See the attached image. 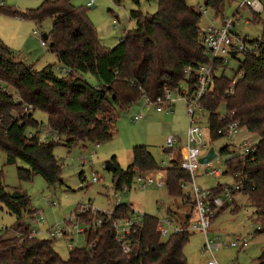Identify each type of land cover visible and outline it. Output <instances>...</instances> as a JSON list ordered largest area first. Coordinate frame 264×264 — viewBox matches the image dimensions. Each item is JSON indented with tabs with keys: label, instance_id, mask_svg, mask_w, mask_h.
Listing matches in <instances>:
<instances>
[{
	"label": "trees",
	"instance_id": "trees-1",
	"mask_svg": "<svg viewBox=\"0 0 264 264\" xmlns=\"http://www.w3.org/2000/svg\"><path fill=\"white\" fill-rule=\"evenodd\" d=\"M224 1L203 0L202 7L223 17ZM156 3L154 13L131 10L129 17L135 22L134 29L124 31L111 48L100 44L86 11L70 0H43L36 8L25 11L0 4V16L39 24L45 18L52 20L47 39L41 38L48 42V51L61 67L58 72L52 64L36 69L0 38V86L5 87L0 89V150L6 154L7 164L19 160L28 165V168L16 167L19 181L29 182L40 175L47 185L62 183V164L53 153L55 145L61 142L70 148L77 143L99 145L111 140L116 133L117 108L128 109L144 97L155 105L165 88L173 93L180 90L181 83L187 86L186 97L196 94L199 66L207 64L209 56L199 35L203 13L186 0H156ZM259 17L258 13L253 14V20ZM246 42L250 49L241 53L233 78L223 74L222 59L213 62L211 81L199 106L208 114L210 141L221 139L223 130L232 121L239 129L244 128L257 137L251 155L243 156L229 144L221 147L219 153L227 155L223 173L243 180L237 192L254 207L256 234H264V29L259 37ZM219 69L220 75L216 74ZM85 74L95 77L98 84L89 83ZM221 104L225 105V115L218 112ZM36 110L46 114L47 128L57 132L59 140L39 136L40 123L33 116ZM140 115L138 120L143 118ZM167 151L170 154L167 168L156 163L146 145L133 146L131 161L125 169L112 157L114 188L122 190L126 186L129 190L136 175L163 169L167 195L173 199L185 198L193 210L191 195L181 187V183L189 182L190 176L179 167V148L164 152ZM224 186L228 185L217 183L209 189V196L221 194ZM0 203L15 217L10 231L4 229L0 234V264H187L183 248L190 233L182 231L162 240L157 230L158 218L148 214L142 215L141 223L127 237L129 252L122 251L115 240L111 220L128 218L131 205H115L110 210L111 220L105 217L100 224L95 220L101 213H92V207L91 214L89 207L84 213V207H79L80 211L71 215L72 223L81 229L76 232L85 236L86 247L72 248L68 258L61 259L52 247L57 233L52 228L48 231L49 239L39 238L24 222V217L36 210L31 207L26 192L19 188L6 189L1 170ZM226 207L228 203L217 208L211 222ZM236 211L237 206L232 209ZM166 212L172 215L169 208ZM189 217L190 214L186 215L181 223L187 225ZM61 230L63 235H68L66 229ZM256 263L264 264V248Z\"/></svg>",
	"mask_w": 264,
	"mask_h": 264
},
{
	"label": "rangeland",
	"instance_id": "rangeland-1",
	"mask_svg": "<svg viewBox=\"0 0 264 264\" xmlns=\"http://www.w3.org/2000/svg\"><path fill=\"white\" fill-rule=\"evenodd\" d=\"M3 0H0L2 2ZM43 0H4L5 5L12 6L17 10L25 11L36 8ZM75 6L82 7L94 25L100 44L106 48L115 46L123 37L124 31L134 29L135 22L129 17L131 10L139 9L143 13H154L157 9L156 0H95L93 7L86 5L88 0H70ZM203 0H186L187 4L199 8ZM259 1V0H257ZM262 7L256 13L260 15L259 20H253L255 11L246 6H240L241 0H225L222 5L223 17H215L210 9H203L200 20V28L214 25L220 27L225 20H233L232 33L252 40L259 37L264 29V0H260ZM51 19L45 18L41 23H33L30 20H20L8 16H0V38L11 51L27 64L34 68L41 69L47 64H52L58 72L61 68L56 57L47 49L48 42L43 41L42 34H47L51 28ZM38 35L33 34V30ZM242 58L238 54L236 58H230L225 63L223 74L233 78L238 67V61ZM219 69L216 74L220 75ZM84 78L91 84H98L95 77L85 74ZM181 91L187 93V86L180 85ZM12 92V91H11ZM194 107V106H192ZM221 115H225V105L218 108ZM118 119L116 122V133L114 137L104 143H77L70 148L62 145L61 142L55 145L53 153L61 162L62 183L47 185L40 175H36L29 182L19 181L16 167L28 168L22 161L16 164L6 163V154L0 150V170L3 174V183L7 190L19 188L29 196V203L36 211L31 216H25L24 222L39 238L49 239V229H69L73 232L68 235H56L52 242L54 251L61 259H67L69 250L72 248L86 247L85 236L76 231L73 223L68 224L66 219L80 211H90L91 207L98 211H110L117 204L131 205V210L136 213L148 214L163 220L166 209L172 212L174 222L179 223L186 215L195 214V210L186 202L185 198H170L167 195L165 186L158 187L155 184L147 185L143 189L132 187L124 192L117 190L112 183V173L105 170V162L115 157L116 164L125 169L131 161V150L135 145H146L156 163L170 161V155L165 151V141L169 136L179 137L180 143L176 146L185 145V137L190 125L188 115V102L185 97L177 92L172 93V102L162 111H156L155 105L144 106V98H140L128 109L117 108ZM143 114V118L133 121V118ZM207 112L195 109L194 117L197 125L203 131L206 147H213L216 158L213 161V168L225 171V158L227 155L219 153V149L226 144L232 150L241 153L238 143L243 137H250L256 141L257 137L248 133L244 128L231 138L222 137L216 141H210L207 133ZM34 118L39 121V136L45 137L47 129V116L44 112L36 110ZM28 131L34 132L32 129ZM50 140L52 136H47ZM236 143L237 145H234ZM212 167L201 166L195 172V181L205 189L214 187L217 183L228 185L233 188L236 180L231 175L222 174L220 177L207 176L206 171ZM152 174L156 172L151 171ZM83 174V176H81ZM166 174V173H165ZM166 176V175H165ZM96 177L98 180L93 181ZM188 192V188L185 189ZM116 193V196H114ZM233 200L228 202V207L219 212L207 229L208 239L219 240L229 244L236 236L249 235L250 239L245 248H234L230 245H222L212 250L218 264H257L256 261L264 248V234H256L258 223L255 219L254 207L247 201L241 192L233 194ZM115 203V200H118ZM234 201V202H233ZM237 206V211L232 209ZM78 208V209H77ZM77 209V210H76ZM170 215V214H169ZM15 223V217L10 215L0 203V228L10 229ZM83 227L84 224L79 223ZM66 232H69L66 230ZM188 242L184 245L183 252L187 264H204L210 255L203 252L205 234L201 231H189ZM15 234H19L16 231ZM168 237H163L166 240Z\"/></svg>",
	"mask_w": 264,
	"mask_h": 264
},
{
	"label": "built area",
	"instance_id": "built-area-1",
	"mask_svg": "<svg viewBox=\"0 0 264 264\" xmlns=\"http://www.w3.org/2000/svg\"><path fill=\"white\" fill-rule=\"evenodd\" d=\"M95 0H88L86 5L88 7L93 6ZM2 4V2H0ZM240 6H247L255 13L261 9L262 4L261 1L257 0H241ZM202 13H205L203 7H199ZM234 25L233 20H225L220 27H216L214 25L207 26L205 28H200L199 35L201 36V43L208 50V63L199 66L198 69V89L196 94L192 97H186L185 92L180 90L176 91L186 98L188 102V115L190 116V125L187 130V134L185 137V145L184 146H176L179 144V138L175 136H169L165 141V150H169L172 148H179L180 151V162L179 167L182 170H185L189 173L190 180L187 183H181V187L185 190L188 188V193L191 195L192 200L194 202V210L195 214H191L187 225H183L181 221L179 223L174 222V219L167 213L166 217L163 220L158 219L157 230L161 238L168 237L172 234H176L182 231H201L205 234V244L203 246V252L205 254L210 255V258L204 264H218L215 257L212 255V250L222 245H230L234 248H245L248 245V241L250 239L249 235L245 236H236L229 244H224L219 240L217 236V240L208 239L206 237L207 229L211 225V219L215 215V211L217 208H220L224 203L231 202L233 200V194L235 191H238L242 188L243 180L241 178L236 180L234 187L231 188L229 186H224L221 194L210 197L209 189L202 188L195 181V172L201 166H203L199 162V158L203 156L208 148L204 143V134L200 126L197 125L196 118L194 117L195 109H200L199 100L206 93L207 85L211 81L212 70H213V62L217 59H222L224 63H227L232 56L230 55L231 51H235V55L241 54L250 49L249 45L246 42V37H241L240 35H235L232 33V26ZM33 34L38 35V32L34 29ZM233 56V57H234ZM60 70V69H59ZM58 70V71H59ZM63 73H67V71L62 70ZM188 72L186 73V75ZM0 89L4 90L0 86ZM231 92V87H230ZM172 102V93L169 89L165 88L162 96H159L155 100V108L157 111H162L164 107H168ZM150 104V101L147 97H144V105ZM194 106V107H192ZM28 110V108H26ZM30 110V108H29ZM201 110V109H200ZM142 115H137L133 118L134 121L141 118ZM239 131L238 125L235 121L230 122L225 129L223 130V137L231 138L236 135ZM51 135L52 139L59 140L60 136L57 132L46 129L45 137ZM256 141L251 140L250 137H243V139L238 143L239 148L242 150L240 153L243 156L251 155L255 152L256 149ZM237 145V144H234ZM232 148V147H230ZM167 154L168 151H167ZM170 155V154H169ZM216 158V157H215ZM214 158V159H215ZM213 160L204 164V166L212 167L211 170L206 171L207 176H215L220 177L223 172L219 168H213ZM170 166V161L167 162L163 160L161 162V168H167ZM156 174H152V172H145L138 174L134 177L133 185L139 189L145 188L147 185L155 184L158 187L165 186L166 184V171L155 170ZM98 179L96 177L93 178V181L96 182ZM124 192L128 189L126 186L122 188ZM116 196V193L115 195ZM119 201L115 200L117 204ZM211 204H213V208H211ZM92 213H101V215L95 220L97 224L102 222L103 218H107V220H111L112 211H98L92 208ZM141 213H136L135 211H131L130 216L128 218H116L111 220V227L114 230L115 240L121 245L122 251L124 253L129 252V244L127 237L130 235L131 230L137 225L141 223L142 220ZM73 216H70L69 219H66L65 222L71 224L73 220ZM75 231L80 232L81 229L77 228V225H73ZM69 232L68 234H72L73 232L69 229H66ZM65 230V232H66ZM4 232L3 228H0V234ZM56 235H61V229L56 228L54 230ZM51 237L53 235L50 234Z\"/></svg>",
	"mask_w": 264,
	"mask_h": 264
},
{
	"label": "water",
	"instance_id": "water-1",
	"mask_svg": "<svg viewBox=\"0 0 264 264\" xmlns=\"http://www.w3.org/2000/svg\"><path fill=\"white\" fill-rule=\"evenodd\" d=\"M41 37H42L44 40L47 39V35H46V34H42ZM244 39H245V37H244ZM230 55L233 57V56L235 55V51H231V52H230ZM216 156H217V155H216V152H215L214 148H213V147H209L208 150H207V152H206L203 156H201V157L199 158V162H200L202 165H204V164H206L207 162L213 160ZM104 168H105V170H107V171H109V172H112V171H114V169H115V165H114V163H113L111 160H108V161L105 162V166H104Z\"/></svg>",
	"mask_w": 264,
	"mask_h": 264
},
{
	"label": "crops",
	"instance_id": "crops-1",
	"mask_svg": "<svg viewBox=\"0 0 264 264\" xmlns=\"http://www.w3.org/2000/svg\"><path fill=\"white\" fill-rule=\"evenodd\" d=\"M203 2V1H202ZM2 4H5V2H4V0L2 1ZM224 4V3H223ZM247 7V6H246ZM263 7H264V5H263ZM213 12V11H212ZM214 13V12H213ZM223 13V12H222ZM255 13V12H254ZM215 15V14H214ZM215 17H216V15H215ZM218 17V16H217ZM220 17V16H219ZM222 18V17H221ZM47 47H48V45H47ZM157 111V110H156ZM160 112V111H159ZM179 138V137H178ZM181 139L179 138V141H180ZM234 144H236V143H234ZM148 150H149V148H148ZM218 178V177H217ZM202 187V186H201ZM202 188H204V187H202ZM212 188V187H211ZM207 189V188H206ZM208 189H210V188H208ZM182 221V220H181Z\"/></svg>",
	"mask_w": 264,
	"mask_h": 264
}]
</instances>
